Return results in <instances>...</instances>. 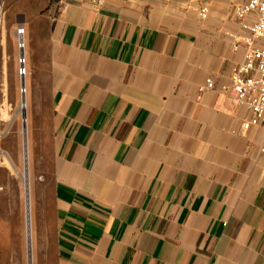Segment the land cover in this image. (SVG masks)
Instances as JSON below:
<instances>
[{
    "label": "crops",
    "instance_id": "crops-1",
    "mask_svg": "<svg viewBox=\"0 0 264 264\" xmlns=\"http://www.w3.org/2000/svg\"><path fill=\"white\" fill-rule=\"evenodd\" d=\"M246 1H52L44 264H264V130L231 89Z\"/></svg>",
    "mask_w": 264,
    "mask_h": 264
},
{
    "label": "rangeland",
    "instance_id": "rangeland-1",
    "mask_svg": "<svg viewBox=\"0 0 264 264\" xmlns=\"http://www.w3.org/2000/svg\"><path fill=\"white\" fill-rule=\"evenodd\" d=\"M51 5L52 0H0V116L2 129L7 131L1 143L6 157L0 164V264H44L53 258L52 194L50 188L43 186L40 192L37 189L45 184L39 170L40 160L43 164L51 154L50 104L46 92L36 96L40 82L35 80L37 63L46 53ZM20 27L24 30V47L17 37ZM31 58L33 82L30 80ZM23 71L26 73L21 76ZM22 80L27 88V95L23 97L27 104L25 128L20 115L16 114ZM26 167L28 190L18 174ZM27 242L31 243L30 260Z\"/></svg>",
    "mask_w": 264,
    "mask_h": 264
},
{
    "label": "built area",
    "instance_id": "built-area-1",
    "mask_svg": "<svg viewBox=\"0 0 264 264\" xmlns=\"http://www.w3.org/2000/svg\"><path fill=\"white\" fill-rule=\"evenodd\" d=\"M59 4L63 10H67V0H52ZM93 5L102 4L103 0H91ZM201 19H206L208 9H199ZM234 19L239 23L240 34H231L233 49L235 52L245 50L244 62L234 67L231 76V89L235 93L236 106L245 108L249 119L243 124V130L248 131L254 127L264 130V0H248L235 10ZM25 71L21 76L25 75ZM207 88H213L212 82H208ZM205 88H200L202 93ZM27 95V88L21 85V98ZM10 107V106H9ZM12 109L10 108V111ZM18 111V109H17ZM16 111V114H17ZM22 124L27 123L22 114ZM2 115L0 116V164L5 161V152L1 149V143L7 136V131L2 129ZM12 162V161H11ZM12 165H16L12 162Z\"/></svg>",
    "mask_w": 264,
    "mask_h": 264
},
{
    "label": "bare ground",
    "instance_id": "bare-ground-1",
    "mask_svg": "<svg viewBox=\"0 0 264 264\" xmlns=\"http://www.w3.org/2000/svg\"><path fill=\"white\" fill-rule=\"evenodd\" d=\"M23 34H24V30L22 29V27L21 28H19V31H17V37H18V39L21 41V43H22V41H23ZM23 44V43H22ZM21 44V45H22ZM20 45V46H21ZM23 47H24V44L22 45ZM22 46H21V48H22ZM23 54V53H22ZM24 57L22 56V58H21V63L23 64L24 63V59H23ZM24 88H25V83H24V86H23ZM27 104H25V102H23V100H22V103L21 104H19V107H18V110H19V113H18V111H17V114H22L23 115V117H24V119L26 118V108H27V106H26ZM25 126H26V124L24 123V128H25ZM6 157V156H5ZM18 174H19V176H20V178L22 179V181L24 182V185H25V187H26V189L28 190V173H27V167H26V170L24 171V172H19L18 171ZM28 203V202H27ZM28 207V206H27Z\"/></svg>",
    "mask_w": 264,
    "mask_h": 264
},
{
    "label": "water",
    "instance_id": "water-1",
    "mask_svg": "<svg viewBox=\"0 0 264 264\" xmlns=\"http://www.w3.org/2000/svg\"><path fill=\"white\" fill-rule=\"evenodd\" d=\"M22 86H24L23 80H22ZM31 244V243H30ZM30 244L27 242V249H28V260L31 259V247Z\"/></svg>",
    "mask_w": 264,
    "mask_h": 264
}]
</instances>
